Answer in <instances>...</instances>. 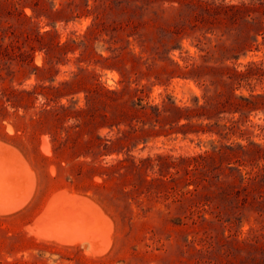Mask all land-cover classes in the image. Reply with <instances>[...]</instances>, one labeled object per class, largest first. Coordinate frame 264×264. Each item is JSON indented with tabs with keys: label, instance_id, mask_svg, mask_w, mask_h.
I'll return each instance as SVG.
<instances>
[{
	"label": "rangeland",
	"instance_id": "obj_1",
	"mask_svg": "<svg viewBox=\"0 0 264 264\" xmlns=\"http://www.w3.org/2000/svg\"><path fill=\"white\" fill-rule=\"evenodd\" d=\"M201 1H248L264 11L263 0ZM171 4L178 5L165 1L161 6ZM121 5V0H0V52L14 54L10 68L1 72L5 78L0 86L36 89V94L14 97L19 106L8 105L0 117V165L17 172L10 181L12 189L0 192V264H253L252 248L203 246L200 235L194 236L198 226L182 217L185 211L172 202L173 191L158 184L178 169L177 183L191 190L193 184H185L193 175L185 174L181 163L159 171L147 158L188 157L212 152L216 144L264 145V108L249 112L247 118L226 112L213 119L200 115L177 122L181 114L207 113L196 108V102L202 104L204 96L222 90L212 83L214 72L200 79L183 74L187 62L201 63L202 55L216 49L215 36L222 33L217 16L203 13L217 23L208 33L186 27L174 47L153 59L119 29ZM97 13L105 16L102 30L87 32ZM32 29L51 34L37 41ZM57 41L67 44L56 54L47 46ZM258 43L230 65L243 69L250 61H263L264 45ZM123 88L122 98L113 101L110 91ZM253 88L264 92V80L224 90L234 100L250 95ZM173 107L191 110L174 114ZM111 108L118 110L116 117L109 115ZM229 119L238 121L239 128L225 135L214 123L229 124ZM118 129L126 132L123 151L104 155L100 144L107 136L119 135ZM126 149L135 162L144 159L141 168L130 158L125 168L117 165V159L127 157ZM247 169L242 167L243 173ZM83 201L100 212L93 224L63 230L73 236L69 242L46 236L58 232L49 218L62 215L70 204L82 210ZM210 226L217 227L221 237L233 233L243 239L262 223L256 214H245L233 228L228 222Z\"/></svg>",
	"mask_w": 264,
	"mask_h": 264
},
{
	"label": "trees",
	"instance_id": "obj_2",
	"mask_svg": "<svg viewBox=\"0 0 264 264\" xmlns=\"http://www.w3.org/2000/svg\"><path fill=\"white\" fill-rule=\"evenodd\" d=\"M165 1L169 3L175 1L178 5L161 6ZM156 3H158L157 7H155ZM262 3H264V0ZM121 4L119 29L127 31V36L133 37L141 48V52L149 53L150 56H153V59L161 51L174 47L172 43H175L179 35L186 31V27L198 30L201 33H208V29H211L217 23L221 27L218 30L222 31V33L215 36L217 41L216 49L214 51L208 50L207 54L202 55L200 57L201 63H196L195 59L192 62H187L184 66L185 71L183 74L186 77L200 79L204 75L214 72L216 78L212 83L222 87V90L215 95L204 96L202 104H198V101L196 102V108L204 109L208 111L207 113L185 114L183 116L181 114L177 116V122L181 118L191 120L195 116L201 117L200 115L213 119L214 117H221L219 115L226 112H239L242 118H247L249 112L264 108V92L255 93V88H253L250 95H238L237 99L232 100L227 91L224 90V88L233 89L235 84L239 86H242L243 83L251 85L252 80L256 82L264 80V60L261 62L250 61L243 69H239L238 65H230L229 63L230 60H238L252 50V47L258 43L260 36L262 41L258 43V46L264 45V11H261L248 1L240 3L220 2L216 4L215 2L201 0H190L188 3H183L179 0H121ZM195 10L201 11L202 14H194ZM168 12L169 15L166 16L165 14ZM203 13L216 15L215 20L217 23L209 21L210 18L204 16L205 14ZM172 14L175 15L172 17ZM103 20H105L104 14L97 13L87 32H100L104 25ZM160 21L168 24L162 25L159 23ZM32 30L35 31V40L37 41L51 34L49 30L44 32ZM87 34L85 33L84 37ZM225 36L226 38L224 39ZM197 40L201 41L199 37ZM228 40L231 42L226 45ZM65 44L67 42L59 43L57 41L54 42V45L51 43L47 47L57 54L62 51ZM8 52L9 50L7 49L4 50V53L0 52V79L5 78L1 72L10 68V63L14 59V54ZM217 53L218 56H215ZM21 60L25 61L24 58ZM208 63L212 64L209 65ZM9 71H7L8 75L12 73V70ZM136 90L138 91V89ZM110 92L114 95L112 100L116 101L122 98L125 88L111 90ZM19 94L23 96L24 94H36V89L30 91L0 86V117L4 116L3 112L6 111L8 105L12 107L19 106L16 104L18 101L14 99V97L19 98ZM87 99L90 100L91 96H88ZM228 105L231 106V110H227ZM182 110L189 111L191 109L188 107L184 109L181 107L172 108L174 114L175 112L180 113ZM109 115L116 117L118 110L111 108ZM155 121L157 122V118ZM229 121L231 122L229 124L224 123L221 125L218 122L214 124L219 125L225 135H230L231 133H236L239 126L238 121L233 119H229ZM109 125L112 127L114 124ZM116 125L119 124L117 123ZM223 132L217 130L220 135H223ZM182 133L186 134L188 132L185 130ZM117 134L119 135L115 137L107 136L103 139V144L100 145H102L104 150L100 151H105L104 155L112 152L119 154L123 151L125 147L123 138H125L126 132L118 129ZM212 142L214 143V141ZM100 151L98 152L99 154ZM128 152L129 149H126L127 157L117 159V165L125 168L127 166L125 162L130 158L133 166L141 168L144 164V159H138L135 162V158L130 157L131 155ZM147 162L151 168L157 167L159 171L163 167L174 168L181 163L185 165V174L193 175V178L189 179L185 184V186L190 183L193 184L191 190L184 191V186L182 188L177 183L178 177L176 175L179 173L178 169L169 173L168 181L158 179V184H165V187L168 186L167 189H170L169 192L173 191L172 197L174 198L172 202L183 208L185 216L183 215L182 217L191 221L193 226H198L194 231V236L200 235L201 240L205 241L203 246L205 243L208 248L213 247V245L214 248H252L253 264H264L263 144L253 141L248 144L238 143L237 145L221 144L218 146L216 144L212 147V152L203 151L192 156L177 157V159L172 160H168L162 155H157L154 158L148 157ZM242 167L249 169L243 173ZM160 175L161 177L164 176L161 172ZM143 181L146 182V179ZM245 214H256L262 226L257 229L251 228L243 239L234 237L237 234L233 233L228 236L222 235L221 237L217 227L210 226L211 224L223 226L225 222H228L233 228L236 220L243 218ZM194 240L195 237L191 242ZM231 243L234 245L231 246Z\"/></svg>",
	"mask_w": 264,
	"mask_h": 264
},
{
	"label": "bare ground",
	"instance_id": "obj_3",
	"mask_svg": "<svg viewBox=\"0 0 264 264\" xmlns=\"http://www.w3.org/2000/svg\"><path fill=\"white\" fill-rule=\"evenodd\" d=\"M1 146H2V144H1ZM1 150H2V148H1ZM15 172L10 168L6 169L5 166L0 165V192H7V191L12 189L13 183H11L10 181L14 180ZM82 203H83L82 210H77L76 207H75L76 209L75 208L73 209L72 205L69 203L70 205L64 206L65 210L63 211L62 215H58V213H57V215L55 214V216L53 218L52 217H51V219L49 218V220L54 219V221L56 222L53 224H55L54 229H56L58 232H52L53 234H51V233L47 234L46 233V236H48V237L54 236L55 238H58L59 240L69 242V241L73 240L72 239L73 236H72V238H70L68 234H63V232H64L63 230L71 229V228H78V227H79L78 229H82L83 227H86V226H89L90 224H93L92 219L93 218L98 219L100 217V212L94 206H92L91 204H88L87 201H83ZM49 207H50V205H49ZM49 207H48V210H49ZM53 208L54 207H52V211H53ZM60 209H61V207H60ZM56 211H59V209ZM49 212H51V211H49ZM46 215H49V214L47 213ZM49 217H50V215H49ZM80 227H82V228H80Z\"/></svg>",
	"mask_w": 264,
	"mask_h": 264
}]
</instances>
